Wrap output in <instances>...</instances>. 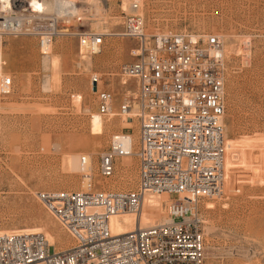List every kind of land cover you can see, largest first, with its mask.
Here are the masks:
<instances>
[{"label": "rangeland", "instance_id": "374dc122", "mask_svg": "<svg viewBox=\"0 0 264 264\" xmlns=\"http://www.w3.org/2000/svg\"><path fill=\"white\" fill-rule=\"evenodd\" d=\"M80 1L88 19L71 24V36L53 45L42 48L31 36L0 40V79L13 81L11 93L0 94V230L39 227L44 235L55 230L68 239L39 202V193L135 191L138 185L137 122L90 121L96 113L91 76H102L121 94L109 74L134 61L136 44L120 37L130 12L123 10V0ZM141 8L150 36L193 33L224 40L226 186L221 199L205 201L199 209L206 264H264V0H142ZM87 32L107 36L102 54L80 55L79 35ZM120 134L131 138L132 154L102 177L100 157ZM83 156L92 160L89 189L83 184ZM166 196L170 203L176 199L147 198L141 226L164 218ZM57 243V250L72 245L70 240L62 249Z\"/></svg>", "mask_w": 264, "mask_h": 264}, {"label": "built area", "instance_id": "2783aa9c", "mask_svg": "<svg viewBox=\"0 0 264 264\" xmlns=\"http://www.w3.org/2000/svg\"><path fill=\"white\" fill-rule=\"evenodd\" d=\"M80 0H0V40L31 36L42 45L71 36L87 10ZM122 39L136 44L134 61L115 74L122 93L98 74L90 79L97 116L125 117L139 128L138 185L135 191L42 192L45 210L72 240L57 250L42 233L0 234V264H206L204 218L199 209L221 199L226 186V59L219 35L193 33L150 36L138 0H129ZM83 57L102 54L104 34L79 35ZM85 39V40H84ZM84 41V42H83ZM43 56H47L42 52ZM12 78L2 76L0 94H10ZM120 102L115 114L116 104ZM131 138L114 135L101 155L99 172L109 177L117 161L132 154ZM89 163L81 159L82 166ZM176 199L166 220L114 236L110 220L139 215L148 196Z\"/></svg>", "mask_w": 264, "mask_h": 264}, {"label": "bare ground", "instance_id": "6f19581e", "mask_svg": "<svg viewBox=\"0 0 264 264\" xmlns=\"http://www.w3.org/2000/svg\"><path fill=\"white\" fill-rule=\"evenodd\" d=\"M138 2H139V5H140V14H142L141 13L142 0H138ZM128 4H129V0H123V10L124 11H129L130 14H131L132 13L131 12V8H130V5H129V8H128ZM98 20H99V18H98ZM99 24L100 23L98 22L97 23V26ZM160 35H163V34H160ZM244 45L247 47V46L250 45V42L249 41H245L244 42ZM48 46H50V45H42L41 47L43 48V47H48ZM224 52H225V49H224ZM91 91L95 95V90H92V88H91ZM117 112H115V114ZM113 117H116V115H114ZM93 119L101 120L97 116H94ZM120 119L127 121V124L128 125L131 124V122L128 121L125 117H122ZM138 130H139V128H138ZM139 142H140V136L138 138V151H139ZM81 159H82V157H81ZM81 159H80V165L82 166ZM88 160H89V163L86 166H82L85 169V173H84V183L83 184H84V186L87 189H89L91 187V182H92V179H91L92 178V174H91V171H90V168L92 167V160H91L90 157H88ZM148 197H150V196H148ZM147 198L145 199L144 206H143V210H142V212L139 215L135 216V215H131V214H122V215L117 216V217H114V218H112L110 220L111 232H112V234L114 236H120V235L129 234L130 232L134 231L138 227L148 228V227L141 226V218H142V214H143V211H144V208H145V203H146ZM163 199H164L163 200V204H166L167 203V206L166 207H168L171 204L170 203L171 202V199L168 196L164 197ZM168 203H170V204H168ZM165 220H166V213H165L164 218L162 220L158 221L156 224L162 223ZM152 226H154V225H152ZM149 227H151V226H149ZM43 231H44L43 228L36 227V228L14 229V230H11V229L10 230H0V234H2V233H9V232H31V233H42L43 234ZM59 233L60 232H57V231L53 230V232H51V233L49 232V233L45 234V236L47 237V239H48V241H49V243L51 245H54L55 246V244L58 241L60 243L62 249H63L65 246H67L68 244H70L69 242H70L71 238L67 235L70 238V240H69V238L68 239L67 238L64 239V237H62ZM71 242H72V240H71Z\"/></svg>", "mask_w": 264, "mask_h": 264}]
</instances>
